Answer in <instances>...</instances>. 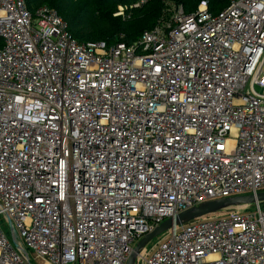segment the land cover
<instances>
[{
	"label": "built area",
	"instance_id": "2783aa9c",
	"mask_svg": "<svg viewBox=\"0 0 264 264\" xmlns=\"http://www.w3.org/2000/svg\"><path fill=\"white\" fill-rule=\"evenodd\" d=\"M227 1L163 0L168 18L127 45L0 0V217L27 254L0 227V264H126L166 219L264 191V0ZM159 237L136 264H264V207Z\"/></svg>",
	"mask_w": 264,
	"mask_h": 264
},
{
	"label": "trees",
	"instance_id": "16d2710c",
	"mask_svg": "<svg viewBox=\"0 0 264 264\" xmlns=\"http://www.w3.org/2000/svg\"><path fill=\"white\" fill-rule=\"evenodd\" d=\"M138 0H25L30 11L39 6H48L67 23L69 33L78 43L117 42L131 45L141 34L153 28L169 14L163 0H147L144 5L125 11V20L114 14L119 5L130 6ZM182 5L186 13L196 10L198 4L206 1L212 13L222 11L227 0H172ZM264 207V204H260Z\"/></svg>",
	"mask_w": 264,
	"mask_h": 264
},
{
	"label": "water",
	"instance_id": "95a60500",
	"mask_svg": "<svg viewBox=\"0 0 264 264\" xmlns=\"http://www.w3.org/2000/svg\"><path fill=\"white\" fill-rule=\"evenodd\" d=\"M256 204H264V191L255 195L252 194L209 201L180 212L179 214L166 219L152 232L141 238L134 246L126 264H136L137 256L140 255L142 250L149 244V242L174 227L181 226L193 220L220 213L229 209ZM7 223L10 230L12 244L17 250L21 251L25 255V257H27L25 250L22 249L17 243V235L10 220H8Z\"/></svg>",
	"mask_w": 264,
	"mask_h": 264
},
{
	"label": "rangeland",
	"instance_id": "374dc122",
	"mask_svg": "<svg viewBox=\"0 0 264 264\" xmlns=\"http://www.w3.org/2000/svg\"><path fill=\"white\" fill-rule=\"evenodd\" d=\"M118 7H121L122 8L123 5H119ZM118 7H117V13H119L118 14L119 15L118 17L124 18L125 17V11L122 12V11L118 10ZM126 19H128V18L125 17V20ZM256 92L258 94H260V95H264V89H262V90L256 89ZM0 227L3 230V232L5 233L6 237L11 241L10 230H9L8 223H7V221L2 216L0 217ZM161 238L162 237H157L154 240H152L151 242H149V244L142 251L143 252V255L144 256L150 255L151 251L154 249L155 245L161 240ZM17 240L19 242H21L19 236H17ZM29 255H30V252H29ZM30 258H31V262L33 264H41L40 261H35L34 259H32V255H30Z\"/></svg>",
	"mask_w": 264,
	"mask_h": 264
}]
</instances>
